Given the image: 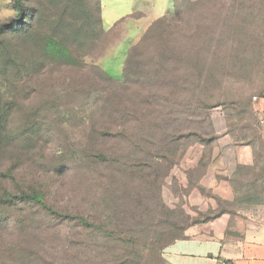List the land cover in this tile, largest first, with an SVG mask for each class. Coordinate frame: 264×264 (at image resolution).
<instances>
[{"label":"rangeland","instance_id":"374dc122","mask_svg":"<svg viewBox=\"0 0 264 264\" xmlns=\"http://www.w3.org/2000/svg\"><path fill=\"white\" fill-rule=\"evenodd\" d=\"M24 8L0 33V196L38 192L60 215L1 202L0 264H169L161 250L174 238L242 229L261 200L260 170L220 169L215 128L262 156L251 100L264 90V0H175L120 80L93 66L119 36L99 0Z\"/></svg>","mask_w":264,"mask_h":264},{"label":"crops","instance_id":"0c3cea01","mask_svg":"<svg viewBox=\"0 0 264 264\" xmlns=\"http://www.w3.org/2000/svg\"><path fill=\"white\" fill-rule=\"evenodd\" d=\"M99 1L103 27L107 31L115 30L119 36L106 45L95 58L94 64L110 78L120 80L124 76L125 62L131 46L153 21L172 14L175 0H138L137 6H131L133 0H130L129 11L124 12L109 10L103 0ZM15 14L12 0H0L1 18ZM114 65H117L118 77L112 76L108 71ZM251 105L258 126L262 156L255 158L253 148L249 145H234L220 124L219 128H215L218 137L215 141L214 159L216 165L228 173H233L241 165L259 168V204L248 211L247 223L235 234L217 231L210 235L196 233L172 240L161 251L169 264H264V90L252 97ZM195 228L197 226L191 227Z\"/></svg>","mask_w":264,"mask_h":264},{"label":"trees","instance_id":"16d2710c","mask_svg":"<svg viewBox=\"0 0 264 264\" xmlns=\"http://www.w3.org/2000/svg\"><path fill=\"white\" fill-rule=\"evenodd\" d=\"M12 5H13V8L15 10V15L14 16H11V19L9 22H4L1 24V27H0V33L3 30V28L5 29L6 27L10 28L11 25H13L14 23H21V21H24V19L22 20L23 16L26 14V8H24V0H12ZM175 10V9H174ZM171 15V14H170ZM168 16V15H167ZM166 17V16H164ZM164 17H161V18H164ZM159 18V19H161ZM157 19V20H159ZM156 21V20H155ZM196 29V26L194 27ZM132 48V46H131ZM130 48V49H131ZM130 49L128 51V56H129V52H130ZM128 56H127V59H128ZM127 59H126V62H125V67H126V63H127ZM93 66L95 68L98 69V71L107 79H110V80H114L112 78H110L103 70H101L97 65L93 64ZM125 78V69H124V76H123V79ZM190 121L192 123V117L190 118ZM202 136L198 135L195 133V131H191L189 132L187 135H186V139H190L191 137H194V138H198V139H201V143H204V145L206 147H210L212 144H213V137L212 136H209L207 133H204L202 132ZM180 136L176 137L174 139V141H179ZM252 148L254 149V147L252 146ZM259 148H262V145H261V141H260V138H259ZM254 152V150H253ZM255 158H256V155L254 154ZM5 177H10V174L5 172ZM25 199L27 201H30L32 203H35L37 205H39L40 207L44 208L45 210H47L49 213L51 214H54L56 216H59L60 214L52 209L44 200L43 198V195L41 193H38V192H29V193H21V194H12L8 191H5L1 196H0V203L1 202H7V201H10L12 199ZM79 220L83 223V224H86L87 225V222L82 218V217H79ZM178 238V237H177ZM177 238H174V239H177ZM173 239V240H174ZM166 246V245H165ZM162 251V250H161ZM161 256H162V252H161ZM163 257V256H162ZM141 261V260H140ZM140 261H138V264H140ZM133 264H135V262H133Z\"/></svg>","mask_w":264,"mask_h":264}]
</instances>
